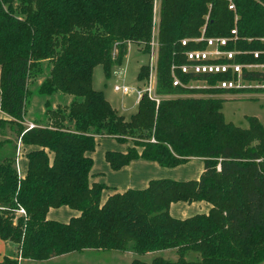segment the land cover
<instances>
[{
	"label": "trees",
	"instance_id": "obj_1",
	"mask_svg": "<svg viewBox=\"0 0 264 264\" xmlns=\"http://www.w3.org/2000/svg\"><path fill=\"white\" fill-rule=\"evenodd\" d=\"M158 4L154 91L160 99L144 93L126 119L93 88V69L101 64L108 76L129 43L149 53L155 0H0V240L15 246L0 264H37L83 249L177 254L130 264H264V127L255 116H247L245 128L226 121L224 99L212 95L246 89L218 87L223 80L264 82V68L239 74L175 68L182 86L173 85L171 71L188 62L186 50L206 47L192 40L202 34L230 38L220 48L235 51L233 58L216 62L264 64V53L253 55L264 51V0ZM183 39L190 40L182 45ZM148 73L142 64L137 79ZM40 74L39 94L70 99L52 107L46 97L41 120L28 128L27 83ZM190 81L204 86H187ZM103 137L130 142L125 151H105L113 170L137 158L165 167L199 158L203 171L197 179L154 178L144 188L111 189L102 200L108 186L90 179L88 153ZM18 143L26 159L21 177ZM200 200L210 204L208 212L184 218L169 212L172 202ZM59 206L78 214L66 222L47 219V210ZM190 253L196 257L187 258Z\"/></svg>",
	"mask_w": 264,
	"mask_h": 264
},
{
	"label": "rangeland",
	"instance_id": "obj_2",
	"mask_svg": "<svg viewBox=\"0 0 264 264\" xmlns=\"http://www.w3.org/2000/svg\"><path fill=\"white\" fill-rule=\"evenodd\" d=\"M158 5V0H155V30H157L158 27ZM155 39V35H152L153 43L156 42ZM150 51L149 53L144 52L143 45L129 43L127 52L122 60V63L120 65H113L108 76L106 75L104 68L101 64L96 65L93 69V88L96 90H101L103 92L104 97L109 101V103L117 110L118 113L122 114L126 119H129L130 115L133 114L137 109L136 90L144 89L147 87L148 77L142 81H139L137 79V73L139 71V67L142 64H147L150 72V53L151 63L152 65H154L156 61V50L153 47L152 51ZM41 79V74L33 80L28 79V95L26 96V102L24 106V117H26L27 119L36 117L35 120H41L42 112L44 109L43 100H45L46 97H49L43 96L37 92V86L40 83ZM115 85H119L121 87H128L129 91H117L114 89ZM193 85V87L204 86L202 82H196ZM255 87H257L256 83L252 82L250 86L248 85V83H246V89L244 91L212 94L213 96H221L224 99L221 111L226 121H231L235 125L245 128L248 126L247 116H255L260 120L264 127V90L254 89ZM54 94L58 93L56 92ZM53 96L50 95L49 97L51 100L52 107L55 106V104L61 105L62 103H67L70 99V96L67 95V98H69L67 102H65L66 99L55 101L53 99ZM63 97H66V95H61V98ZM27 123L32 124V122H26V124ZM32 125H34V123ZM4 129L6 130L5 127ZM6 132H8L10 135L12 134L10 133V131ZM118 143L120 147H123V149H126V147L128 146L126 142ZM101 144L102 141H97V144L94 149L97 150L96 153L104 148V146ZM22 148V145L17 144L16 161L19 160V162L22 163L21 168L23 169V173H25L26 159ZM198 176L199 174H197V177ZM182 206L187 211L190 210L194 213H206L209 204L204 200H200L193 201L189 204L183 203ZM10 245L12 246L11 252L15 251V246L13 244ZM155 254H160L163 257L170 259L177 258V254L173 249L142 255L133 251L83 249L80 251H74L71 253L59 255L55 259L47 261L45 264H130V262L135 258L150 262L151 258ZM1 255L2 254L0 250V258ZM195 257V253H190L187 255V258Z\"/></svg>",
	"mask_w": 264,
	"mask_h": 264
},
{
	"label": "crops",
	"instance_id": "obj_3",
	"mask_svg": "<svg viewBox=\"0 0 264 264\" xmlns=\"http://www.w3.org/2000/svg\"><path fill=\"white\" fill-rule=\"evenodd\" d=\"M155 19V18H154ZM154 35L156 37L157 30L154 29ZM157 40V39H155ZM53 99L56 101L58 100H67L69 98L63 97L61 98V94H54ZM56 105V104H55ZM4 116L3 113L0 111V117ZM36 117H33L31 119H27L26 117H23V125H26V122H32L35 123ZM97 141H102V144L104 148L102 150H99L97 153V150H93L92 152H89L88 155L92 157L93 159V165L90 167V173H92V180L103 182L105 183L108 188L104 189L102 192V200L106 198L109 192H111V189H115L117 191H123L127 188H144L147 186L148 182L151 179L154 178H172L177 180H189V179H197V174H201L203 171V161L199 158H190L185 163H181L174 167H165L159 165L155 161L146 160L143 158H137L132 161H130L127 165L121 167L118 170H113L109 166L108 162L105 159V151L106 150H119V151H125L126 149H123V147L119 145L118 141L114 139L113 137H103L98 138ZM128 146L130 145V142H126ZM19 144V143H18ZM127 146V147H128ZM126 147V148H127ZM23 153L25 151V148H22ZM16 170L18 171V176H23V169L22 163L17 160L15 162ZM187 203L184 201H177L172 202L169 206V212L172 216L178 217V218H184L190 215H193V211L186 210L182 204ZM189 204V203H188ZM209 204V203H208ZM210 208V204L208 206L207 212ZM198 213V212H197ZM205 213V212H201ZM78 211L71 209L67 206H59L54 208H49L46 212V218L60 221V222H66L69 217L77 215ZM195 214V213H194ZM11 245L3 242L0 240V250H1V258L5 253L11 252ZM63 255V254H62ZM59 256V255H58ZM58 256H53L48 259L42 260L37 262V264H45L47 261H50L52 259H55ZM0 258V259H1Z\"/></svg>",
	"mask_w": 264,
	"mask_h": 264
},
{
	"label": "built area",
	"instance_id": "obj_4",
	"mask_svg": "<svg viewBox=\"0 0 264 264\" xmlns=\"http://www.w3.org/2000/svg\"><path fill=\"white\" fill-rule=\"evenodd\" d=\"M233 5H230L229 8H232ZM231 33L233 34L232 39H236V30H231ZM154 35V30H153ZM230 38L228 37H205L203 34L198 38H193V41H206V47L203 49H190L185 51V58L188 60L187 63H183L182 65H175L173 64L171 66V71L173 75V85H183V83L180 81L179 78L176 77L174 74L175 68L180 69L183 73L186 72H194V73H213V72H225L228 70V68H232L234 72L239 74L242 70V68L247 69H263L264 64H236V63H225V62H216L215 60L219 59L220 57H226L227 59L233 58V55L235 54V51L233 50H223L220 47L224 46L227 41H229ZM190 39H183L181 40V44L185 45L187 41ZM151 51L154 47L155 50L157 49V40L153 43L151 40ZM150 51V52H151ZM258 53H264V51L253 52V55L256 57ZM155 70H156V61L154 65L151 63V53H150V72L148 76V84L147 87L144 89H137L136 90V99L137 102L141 98V96L144 93H147L148 97L155 100L156 103L159 102L160 96L155 94ZM196 82H202L203 81H190V83L187 84V86L193 87L194 83ZM252 83V82H251ZM251 83H248L250 86ZM256 86L259 88L264 87V82H255ZM246 83L237 79V80H223L218 82L217 86L222 88H245ZM252 88V87H247ZM114 89L121 92H128V87H121L119 85H115ZM33 125L31 123L27 124V127L30 128ZM19 213H23V211L20 209L18 211Z\"/></svg>",
	"mask_w": 264,
	"mask_h": 264
}]
</instances>
